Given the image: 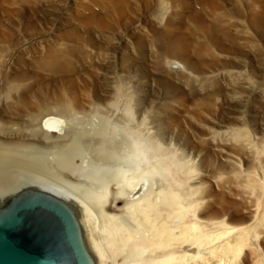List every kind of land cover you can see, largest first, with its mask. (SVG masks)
I'll use <instances>...</instances> for the list:
<instances>
[{"label":"bare ground","instance_id":"6f19581e","mask_svg":"<svg viewBox=\"0 0 264 264\" xmlns=\"http://www.w3.org/2000/svg\"><path fill=\"white\" fill-rule=\"evenodd\" d=\"M258 2L0 0V200L22 183L52 192L94 264L238 263L247 248L264 261ZM12 3L26 31L60 40L30 63L4 45ZM117 68L96 93L91 77Z\"/></svg>","mask_w":264,"mask_h":264},{"label":"water","instance_id":"95a60500","mask_svg":"<svg viewBox=\"0 0 264 264\" xmlns=\"http://www.w3.org/2000/svg\"><path fill=\"white\" fill-rule=\"evenodd\" d=\"M22 184L0 200V264H94L72 209L52 192Z\"/></svg>","mask_w":264,"mask_h":264},{"label":"rangeland","instance_id":"374dc122","mask_svg":"<svg viewBox=\"0 0 264 264\" xmlns=\"http://www.w3.org/2000/svg\"><path fill=\"white\" fill-rule=\"evenodd\" d=\"M12 2H13V0H12ZM234 3L237 6L241 7L242 9H244V10L247 9V8L256 9V8H259L260 6H263V4H261L260 2H258V0H234ZM1 11H3V17H4V19H3V27H4V34L3 35L5 37L4 45H6V46H16L17 47L15 49L16 52L19 55H21L22 59H24V58L26 59V61L24 59V61L26 63H30L33 60V55L34 54L36 55V53H33V51L42 52L46 48L47 44L48 45L56 44L55 42L60 43V40L57 39V36L54 35L53 33H44V32H41L39 30L26 31L25 28H26V23L27 22L25 21V17L23 15V13L21 11H19V10H16L17 13H15L14 7H13V3H12V5L10 7L2 8ZM239 18L242 19V20H245L242 15L239 16ZM38 34H44V35L43 36L35 37ZM54 37H56V38L54 39ZM39 40H40V42H39ZM26 42H28V43H26ZM36 46H37V48H36ZM41 46H42V48H41ZM248 47H250L251 49H253V51L248 52V55H250V56L255 55L256 56V48L253 47V46H248ZM28 52L29 53L31 52L30 53L31 55ZM226 52H227L226 54H219V56L220 57H224V56H226V55H228L230 53L229 51H226ZM22 53H23V55H22ZM110 66H114V65H107V67H110ZM15 67L18 68L17 65H15ZM110 69L111 68H108L107 69V72ZM17 72L18 71H15V73H17ZM129 72L131 73L130 74L131 76H133V77L136 76V73H135L136 70L135 69H130ZM121 73H122L121 72V68H117L116 69V75L117 76L115 75L114 77H110L108 75H106V76H104V75L92 76L91 77V83L97 88V92L96 93H99V92L100 93L101 92L103 93L104 91H106V89L108 90L109 87H114L115 85L120 84V82H118L117 79H119L118 76L121 75ZM134 79L135 78H132L131 79V78L127 77L126 80L131 81V80H134ZM150 82H151V84L148 85V86H149V91L151 93V96L152 97L154 96L153 98H155V100L162 101V98L164 99V97L166 96V93L163 90L164 87L162 85H160V84H157L153 80H150ZM129 83H131V82H129ZM121 88H122V92H121L122 94H121V96H124L125 95L124 92L126 93L127 92V89L124 87V84L121 85ZM184 89L185 90H188L187 87H184ZM89 94H93V93H89ZM172 101H174V100L172 99ZM138 128H140V125L138 126ZM49 137L51 139H56L58 137V135L55 134V132H53V133H51L49 135ZM258 243L260 245L263 244L262 240H260ZM245 252H248V254H249L246 260H244L242 258H239V259H237L238 260V263H234V262H228V263L226 262L225 263V261H221L220 264H252V263H254V264H264V261L258 260V256H257L256 252L253 251L252 248L245 249ZM199 264H204V263L203 262H200ZM210 264H213V263L211 262Z\"/></svg>","mask_w":264,"mask_h":264}]
</instances>
